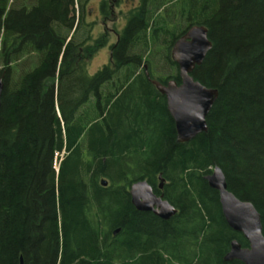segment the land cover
Returning <instances> with one entry per match:
<instances>
[{
  "label": "trees",
  "instance_id": "trees-1",
  "mask_svg": "<svg viewBox=\"0 0 264 264\" xmlns=\"http://www.w3.org/2000/svg\"><path fill=\"white\" fill-rule=\"evenodd\" d=\"M87 1L0 0V264H243L224 260L248 242L204 177L220 167L264 233V0H141L94 74L109 37L93 39ZM194 25L212 47L192 76L218 97L180 143L151 80L181 83L171 51ZM138 180L170 220L133 206Z\"/></svg>",
  "mask_w": 264,
  "mask_h": 264
},
{
  "label": "water",
  "instance_id": "water-1",
  "mask_svg": "<svg viewBox=\"0 0 264 264\" xmlns=\"http://www.w3.org/2000/svg\"><path fill=\"white\" fill-rule=\"evenodd\" d=\"M211 47L208 29L203 25L192 26L175 42L171 51L172 60L179 68L181 83L169 80L163 84L158 80H151L165 96L167 109L174 119L180 143H188L208 129L207 116L218 97V89L209 88L196 81L192 72L196 66L202 64ZM3 88L4 82L1 77L0 108ZM204 178L211 188L219 192L222 213L228 225L235 232L242 234L249 243V247H243L234 239L224 260L226 262L238 260L243 264H264V233L260 212L252 202L241 200L228 189L226 176L220 167H215ZM159 179L158 188L162 190L164 179L161 174ZM102 184L107 186L108 181L103 180ZM129 192L133 206L140 212H153L165 221L177 213V208L163 195L155 193L147 180L134 182ZM119 231L120 229H117L115 234Z\"/></svg>",
  "mask_w": 264,
  "mask_h": 264
},
{
  "label": "rangeland",
  "instance_id": "rangeland-1",
  "mask_svg": "<svg viewBox=\"0 0 264 264\" xmlns=\"http://www.w3.org/2000/svg\"><path fill=\"white\" fill-rule=\"evenodd\" d=\"M106 1L108 2V10L110 12L106 17L99 11L100 2H103V0H88L86 2V18L89 23L93 24V39L100 38V36L102 38H105V36L109 37L105 46L97 47L94 54L86 57L87 68L90 74H94L104 64L109 62L110 45L115 42L117 31H120L125 26L132 9L131 0H121L117 3L114 0ZM100 13H102L101 17L98 18L97 16Z\"/></svg>",
  "mask_w": 264,
  "mask_h": 264
},
{
  "label": "flooded vegetation",
  "instance_id": "flooded-vegetation-1",
  "mask_svg": "<svg viewBox=\"0 0 264 264\" xmlns=\"http://www.w3.org/2000/svg\"><path fill=\"white\" fill-rule=\"evenodd\" d=\"M104 1V0H103ZM121 0H114V2H120ZM125 1H129V0H125ZM101 3L102 2H100V5H101ZM140 4H141V0H131V5H132V9L131 10H133V9H137V8H139V6H140ZM99 11L100 12H102L101 11V8H99ZM101 14L102 13H100V15H98L97 17L98 18H100L101 17ZM106 17V16H105ZM150 213H152L154 216H156L157 218H159L157 215H155L153 212H150ZM159 219H161V218H159ZM162 220V219H161ZM248 247H249V243H248Z\"/></svg>",
  "mask_w": 264,
  "mask_h": 264
}]
</instances>
